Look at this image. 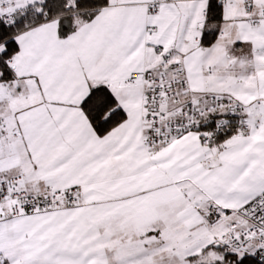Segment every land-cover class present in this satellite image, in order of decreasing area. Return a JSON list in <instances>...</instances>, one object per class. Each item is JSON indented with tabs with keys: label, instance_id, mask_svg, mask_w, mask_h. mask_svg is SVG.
<instances>
[{
	"label": "snow or ice",
	"instance_id": "snow-or-ice-1",
	"mask_svg": "<svg viewBox=\"0 0 264 264\" xmlns=\"http://www.w3.org/2000/svg\"><path fill=\"white\" fill-rule=\"evenodd\" d=\"M0 264H264V0H0Z\"/></svg>",
	"mask_w": 264,
	"mask_h": 264
}]
</instances>
